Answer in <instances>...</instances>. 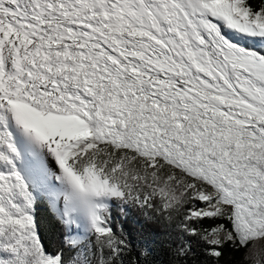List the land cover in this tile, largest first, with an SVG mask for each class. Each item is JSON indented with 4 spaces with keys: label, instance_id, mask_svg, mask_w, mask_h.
Returning <instances> with one entry per match:
<instances>
[{
    "label": "snow or ice",
    "instance_id": "snow-or-ice-1",
    "mask_svg": "<svg viewBox=\"0 0 264 264\" xmlns=\"http://www.w3.org/2000/svg\"><path fill=\"white\" fill-rule=\"evenodd\" d=\"M225 250L264 264V0H0V264Z\"/></svg>",
    "mask_w": 264,
    "mask_h": 264
},
{
    "label": "trees",
    "instance_id": "trees-1",
    "mask_svg": "<svg viewBox=\"0 0 264 264\" xmlns=\"http://www.w3.org/2000/svg\"><path fill=\"white\" fill-rule=\"evenodd\" d=\"M48 235L52 238L55 237L54 230L48 229ZM168 257L163 253L158 255L156 264H167ZM221 264H241V253L225 250L224 257L222 258Z\"/></svg>",
    "mask_w": 264,
    "mask_h": 264
}]
</instances>
